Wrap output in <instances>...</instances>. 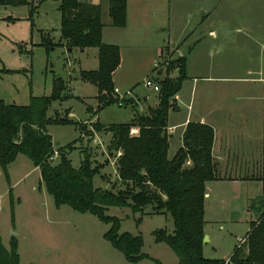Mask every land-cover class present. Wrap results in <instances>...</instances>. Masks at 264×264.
Segmentation results:
<instances>
[{
	"label": "rangeland",
	"instance_id": "obj_1",
	"mask_svg": "<svg viewBox=\"0 0 264 264\" xmlns=\"http://www.w3.org/2000/svg\"><path fill=\"white\" fill-rule=\"evenodd\" d=\"M59 1H33L37 8L32 17L29 5L0 7V68L8 70L0 76V97L8 103L29 104L33 96L50 95L54 90L55 79L61 77L66 84L72 81L75 88L66 89L63 94L72 93L75 96L65 101H54L47 115L52 118L64 117L66 110L70 108L72 118L82 121L84 117L91 118L93 109L89 112L88 107L99 105L96 97L98 89L93 84L86 86L80 78L75 80L72 74L78 76L81 69H97L98 55L94 52L97 49L91 48L93 50L89 54L90 62L95 59L92 64L82 67L79 64L74 65L77 54L70 53L65 45L59 44ZM219 1L222 23L217 28V36L205 38L199 46L202 51L197 52L191 59L190 74L187 73L184 84L188 87L187 90L191 89L194 76H197V100L206 86L210 90H217L219 87H234L239 90L235 94L231 93L228 101L239 100L237 98L245 94L260 95L264 92V0H233L237 6L235 18L229 14V9L233 11L230 0ZM102 7L105 23L110 17L109 0L103 1ZM242 10L247 12L246 17L242 14L240 17ZM240 18L250 20V28L243 27L239 30L237 23ZM44 36H49L54 41V48L50 51L47 46L42 45ZM154 56L150 50L135 63L125 62L122 70L125 72L129 68L131 72L125 74L124 78L134 82L128 89L132 96L127 97H135L140 104L135 107L133 103L126 102L124 105L115 103L106 106L99 111L102 123L109 125L131 122L137 112H144V96L158 94L143 83L147 77L158 72L159 66L150 70L154 65ZM159 60L158 63L162 61ZM205 66L211 70L204 71ZM74 68H77L76 71ZM122 70L116 76L117 79L122 76ZM208 75L212 78L203 79ZM244 88L252 90L244 93ZM184 119L185 113L176 114L171 110L170 125ZM83 122H86L87 130L93 133L94 127L91 123L95 121L89 119ZM182 129L178 127L169 136L170 154H174L181 144ZM49 131L56 149L80 138L75 144L76 148L70 153L73 165L76 168L81 166L84 159L81 149L87 148L91 152L93 165H103L101 173L94 177V185L101 188L113 187L117 178L113 164L116 156L108 151L110 134L96 132L102 142L96 144V134L90 138L87 131L81 133L74 124H53L49 126ZM58 160L59 153L53 162ZM34 167L36 166L32 160L24 154H20L11 165L8 178L0 167V234L8 249L12 246L13 238L17 239L20 264H155L154 259L163 264H179L178 256L172 248L165 242H158L154 234L157 229L162 228L173 231L174 221L169 213H157L150 206L137 213L130 207L109 206L106 209L107 215L121 220L120 232H130L144 238L142 252L148 257L136 263L130 262L123 252L106 239L105 234L111 227L110 223L101 221L93 213L76 211L68 204L57 206L53 196L41 182L40 170ZM211 189L215 192L220 187L211 184ZM241 198L237 201L231 196V203L225 205V210H219L217 216L214 212L208 214L207 228L218 237L222 249L215 250V242L210 243L205 252L207 257H228L239 244L238 237L247 235L252 216L255 218L256 215H251L247 210V196ZM215 217L219 220L214 221Z\"/></svg>",
	"mask_w": 264,
	"mask_h": 264
},
{
	"label": "trees",
	"instance_id": "obj_2",
	"mask_svg": "<svg viewBox=\"0 0 264 264\" xmlns=\"http://www.w3.org/2000/svg\"><path fill=\"white\" fill-rule=\"evenodd\" d=\"M109 2L112 25L126 26L128 0ZM34 4L32 0H0V7L29 5L31 17L37 8ZM59 9V44L65 45L69 52L97 49L98 68L80 72L83 81L98 88L97 111L119 104L114 73L121 64V49L103 41L102 4L60 0ZM44 40L42 45L47 46V50L54 48L52 38L44 36ZM161 63L157 74L153 75L160 85L158 104L148 107L146 112H137L129 123L107 125L96 120L91 123L93 133L87 130L86 122L72 119L69 109L64 117H48V109L54 101L72 97V93L63 94L68 86L61 77L55 79L50 95L33 96L29 104L8 103L0 97V167L8 178L11 163L20 154L29 157L40 168L41 182L56 205L68 204L76 211L93 213L101 221L110 223L106 239L130 262L148 257L142 252L144 238L120 232L121 220L106 214L109 206L130 207L134 213L150 206L157 213H169L174 221L173 231L162 228L154 234L158 242H165L172 248L179 264H264V197L253 201L252 211L256 217L251 221L247 241L236 246L229 260L204 254L206 183L217 178L213 157L215 131L207 123L188 122L182 137L183 146L173 158L169 157V113L175 108L176 95L187 78V58L164 55ZM7 71L0 68V76ZM173 71H178V75L173 76ZM126 102L138 105L133 97H126ZM53 124H74L81 133L87 131L90 138L95 132L110 134L108 151L114 156L121 152L115 163L120 181L115 180L111 188L96 187L94 177L101 173L103 165L94 166L91 152L82 148L84 159L76 168L70 153L80 138L56 149L49 131ZM132 128H138L139 133L132 134ZM56 151L59 160L53 162ZM179 157L181 164L175 168ZM188 160L191 165L186 164ZM261 179L264 180V164ZM154 262L163 264L158 259ZM0 264H20L17 239L13 238L8 249L0 234Z\"/></svg>",
	"mask_w": 264,
	"mask_h": 264
},
{
	"label": "crops",
	"instance_id": "obj_3",
	"mask_svg": "<svg viewBox=\"0 0 264 264\" xmlns=\"http://www.w3.org/2000/svg\"><path fill=\"white\" fill-rule=\"evenodd\" d=\"M84 1L102 4L105 0ZM230 3L232 4H229L230 8L233 11L231 12V9H229V14L230 17L235 18L237 17L235 15L237 6H235L233 0H230ZM220 8L219 0H128L127 25L124 27L114 26L112 25V19L109 17L103 28V41L118 45L121 49V64L114 73L115 87L121 91H128L132 87L133 80L124 78L125 74L128 75L131 71L126 68L124 72L122 70L123 66H125L126 61L135 63L140 60V57H144L146 53H149L150 50L155 54L153 58L154 65L150 68L151 71L156 68L157 63L160 61L159 59L162 60L164 55L172 54V58L180 56L187 58V73L190 74L191 59L197 52L202 51L199 46L203 44L205 38L217 36V28L222 23L220 20ZM242 12L243 10L240 13V17H242L241 14L246 17L247 12ZM242 19L240 18L237 23L239 25L238 29L241 30L243 27L250 28V20ZM92 50L86 49L82 51L74 49L70 52L77 54L74 57V65L79 64L82 67V65L92 64L95 60L93 59L90 62L89 54ZM94 52L97 53V51ZM74 69L76 71L77 68ZM121 70L122 76L117 79L116 76ZM207 70H211V68L205 66L204 71ZM172 75L177 76L178 71H173ZM72 78H75V80L81 79L80 74L78 76L72 74ZM206 78L209 80L212 77L208 75L203 79ZM81 81L85 82L82 79ZM196 82L197 76H194L192 88L187 90L188 87L183 83L182 90L177 94L176 106L172 110L176 114L185 113V119L179 123L169 124V127H175L173 131H169V134L173 135L178 127H182V138L184 130L190 121L207 123L215 131L213 157L216 164L217 178L206 183L205 233L208 236V241L204 245L205 254L208 245L212 242H215V250L222 249L218 237L214 236L207 228V223L209 222L207 219L208 214L214 212L217 216L219 210H225V205L231 203V196L233 199L236 198L237 201L241 197L247 196V210L251 215H255L252 211V203L264 197V180L261 179L264 164V92L257 96L245 94L237 98L239 100L228 101L229 95L231 93L235 94L239 90L234 87H219L217 90H210V87L206 86L201 90V95L197 100L198 83ZM67 84L68 89H75L72 81ZM85 84L90 86L88 84L91 83L85 82ZM251 90L252 88H244L243 91L244 93H250ZM88 92H90V89H88ZM74 96L72 94V97ZM97 96L98 93L96 94ZM144 98L145 106L142 105L144 112L147 111L148 107H154L159 102L158 94L153 96L147 94ZM90 107L93 112H91V109H87L91 112V118L89 119L91 121H101L100 110L97 111L98 106ZM68 109L72 118L71 109ZM89 119L84 117L82 121H89ZM182 146L183 140L174 154L169 152V157L173 158ZM11 165L8 169L9 173L11 172ZM34 168L40 170L39 167ZM211 184H217L220 190L214 192L211 189ZM255 186H257L256 190L254 189ZM230 191L231 193L229 194ZM210 202L211 206H209ZM252 217L251 221L255 220L254 216ZM218 220L216 218L214 221ZM249 224L250 230L251 223ZM222 227L223 225H221ZM235 248L224 259L229 260Z\"/></svg>",
	"mask_w": 264,
	"mask_h": 264
},
{
	"label": "built area",
	"instance_id": "obj_4",
	"mask_svg": "<svg viewBox=\"0 0 264 264\" xmlns=\"http://www.w3.org/2000/svg\"><path fill=\"white\" fill-rule=\"evenodd\" d=\"M166 63H168V61H167ZM158 66L160 67V63H158V64L156 65V67H158ZM154 75H155V74H154ZM143 83H144V85H145L146 87L153 88L154 91H157V92L160 91V85L155 81L153 75H152L151 77H147V78L143 81ZM116 92H117L116 97L119 98V104H120V105H123V104L126 103V97H127V96H132L131 91L123 92V91L119 90L118 88H116ZM133 98H135V97H133ZM176 98H178V95H176ZM135 100L137 101V104L140 103V101H139L138 99L135 98ZM174 128H175V127H169V128H168V131H173ZM131 133H132V134H137V133H139V129H138V128H132ZM95 134H96V132H95ZM94 142H95L96 144H102L101 139H100V136H99L98 134H96V136H95V138H94ZM55 154H56V155H54L53 159L58 155V151H56ZM120 155H121V152H118L117 155H116L115 161L113 162L114 165H115V163H116L117 157L120 156ZM186 164H187V165H191V160H188V161L186 162ZM247 238H248L247 235H246L245 237H238V241H239V244H238V245H241V244L245 243V242L247 241Z\"/></svg>",
	"mask_w": 264,
	"mask_h": 264
},
{
	"label": "water",
	"instance_id": "obj_5",
	"mask_svg": "<svg viewBox=\"0 0 264 264\" xmlns=\"http://www.w3.org/2000/svg\"><path fill=\"white\" fill-rule=\"evenodd\" d=\"M180 164H181V157H179V158L177 159V162H176V164L174 165V167L177 168V167H179ZM115 180H116L117 182H119V181H120V178L117 177ZM207 241H208V236L205 235V237H204V242L206 243Z\"/></svg>",
	"mask_w": 264,
	"mask_h": 264
}]
</instances>
